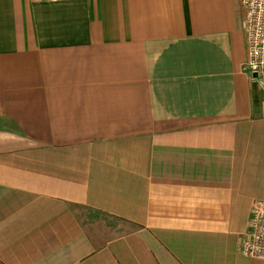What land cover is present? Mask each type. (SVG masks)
<instances>
[{
	"label": "crops",
	"instance_id": "obj_1",
	"mask_svg": "<svg viewBox=\"0 0 264 264\" xmlns=\"http://www.w3.org/2000/svg\"><path fill=\"white\" fill-rule=\"evenodd\" d=\"M240 0H0V264H264V91Z\"/></svg>",
	"mask_w": 264,
	"mask_h": 264
},
{
	"label": "built area",
	"instance_id": "obj_2",
	"mask_svg": "<svg viewBox=\"0 0 264 264\" xmlns=\"http://www.w3.org/2000/svg\"><path fill=\"white\" fill-rule=\"evenodd\" d=\"M240 4L246 50L241 68L264 91V0H240ZM239 251L244 256L264 260V200H256L252 206Z\"/></svg>",
	"mask_w": 264,
	"mask_h": 264
},
{
	"label": "water",
	"instance_id": "obj_3",
	"mask_svg": "<svg viewBox=\"0 0 264 264\" xmlns=\"http://www.w3.org/2000/svg\"><path fill=\"white\" fill-rule=\"evenodd\" d=\"M253 75H255V74H253Z\"/></svg>",
	"mask_w": 264,
	"mask_h": 264
}]
</instances>
